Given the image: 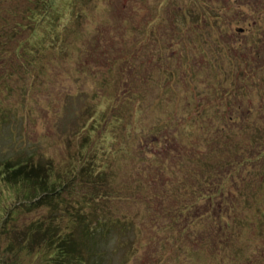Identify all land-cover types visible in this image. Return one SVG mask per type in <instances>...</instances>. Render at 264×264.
I'll list each match as a JSON object with an SVG mask.
<instances>
[{"label":"rangeland","instance_id":"rangeland-1","mask_svg":"<svg viewBox=\"0 0 264 264\" xmlns=\"http://www.w3.org/2000/svg\"><path fill=\"white\" fill-rule=\"evenodd\" d=\"M36 1L0 0V35L18 31L0 46L9 72L0 77V162L37 155L54 170H81V153L91 156L75 154L84 138L75 134L77 127L92 111L94 118L115 106L123 121L96 135L91 162L95 172L110 176L94 178L108 195L96 209L103 222L88 233L77 224L75 232L77 247L97 252L91 264H264V159L245 169L241 179L248 183L234 191L241 184L237 148L254 134L251 117L264 126V0H200L231 4L214 22L223 27L218 39L196 27L178 31L188 18L181 13L202 15L204 4L193 0H53L48 8L51 0ZM4 66L0 62V71ZM190 67L195 73H187ZM120 86L127 88L126 102L102 101L113 100ZM136 128L145 134H135ZM189 143L194 148H185ZM138 170L154 180H139ZM5 182L0 180V264H32L28 244L20 243L33 226L52 218L50 209L36 210ZM167 182L178 190L164 194ZM220 188L207 210L202 197ZM81 194L63 195L62 202L70 203L63 205L65 214H77ZM83 213L95 222L92 207ZM124 219L132 231L123 228Z\"/></svg>","mask_w":264,"mask_h":264},{"label":"trees","instance_id":"trees-1","mask_svg":"<svg viewBox=\"0 0 264 264\" xmlns=\"http://www.w3.org/2000/svg\"><path fill=\"white\" fill-rule=\"evenodd\" d=\"M36 2H39V1L37 0ZM52 2L53 0H51L48 3L49 5L47 6V8L50 5H52ZM193 2L197 4V6L198 4H201V3L204 4L202 8L200 6L202 10V15H200L201 12H197L195 14H192L193 17L190 18L189 14H184V12H187V11H184L183 13L180 14V17H186V18L188 17V18L183 23L178 25V31H181L182 34H185L189 29L196 27L195 29L203 30V33H205V35H206L205 31H207L209 33L210 38L215 37L218 39L221 31H223V27L220 26V23L215 27L214 22L216 20L219 22V19H221L220 14L224 12L225 9H227L226 6L231 7V4L226 3V6L220 7V5L216 6L214 2L205 3L204 1H200V0H195V1L193 0ZM251 4L253 6V2H251ZM245 7H247L246 4L242 2L241 7H239L238 9L243 11L245 10ZM45 12H47V10ZM251 16L257 18L255 23L259 22V25H261L260 24L261 19H258L259 17L256 16V13H253ZM242 19H244L243 16H242ZM187 22H188V26H187ZM206 23H207V27H206ZM12 32H15V33L11 37L8 35H5V36L0 35V46H5L8 43V42L4 43L5 41L15 40L14 36L17 35L18 31L15 29H12ZM178 45H180V43ZM19 47L20 46L18 47L16 46L17 49ZM200 51H202L203 53L200 52L199 54L202 53L201 55H203V57L207 58V60L211 62L208 59L211 56V54L209 53V50L207 52L205 49L201 48ZM213 53L215 55H218L221 53V50L214 49ZM2 54L4 57L7 53L6 51L0 50V62L3 63V66L5 65L0 71V77H7L9 75L8 74L9 72L6 71L8 64H4L3 62L4 58H1ZM126 69L127 68H125L124 72L126 71ZM187 73L188 74L195 73V71H192V67H190L187 70ZM247 73L248 72L246 70V75H247L246 77L250 76L249 73L248 74ZM174 74L175 72L173 71L171 80H174L176 78L177 71H176V74L175 75ZM173 85L174 83L171 84V86ZM125 90H127L126 86H123V87L120 86V88L114 92L113 100L107 101L108 100L107 96L103 100L102 99L101 100L105 102L114 103V105L116 103L123 104L124 99L126 102L127 93H125ZM261 91L262 89L260 90V92ZM87 97L89 101L93 100L92 96H87ZM101 102H98L96 104L99 106L101 105L100 108H102V106L106 104V103L102 104ZM259 102L261 105H264V98H262L261 101ZM109 108L110 106L107 108L105 112L101 114V116H96L94 118H93V111H92L90 113V118L87 119V121L85 122V125L81 129L77 127L78 129H76L75 131L76 135H84V138L82 142L80 143L79 151L76 152L75 154H79L81 153V151L82 152L84 151L86 155L91 156L89 158H86L81 153L84 159V161H81L82 163L81 170L79 169L77 170L75 165H69L67 166V169L62 170V171L58 169L54 170L52 162H48V160L45 159V157H42V156L39 157L37 155H36V158L30 156L29 158H27V160L7 159V160H3L0 162V180L3 182L6 181L5 184H7L9 189L11 190L16 189L17 195L19 196L18 199L22 198V200L29 201L32 204V206L35 205L36 210H40L42 208L48 207L50 209L49 214H51L52 218H54V219L52 218L49 219V217H46L48 222L45 219H42L40 223L38 224L41 227L33 226L35 229V232L27 231L28 233H25L26 241L20 243L21 245L28 244L29 248L27 249L25 253H28L27 256L31 260L34 261V263L32 264H91L92 262L93 263L96 262V258L98 257V254L96 251L89 252L91 253L89 255L88 252H85L79 247H77V245L74 244V242L76 238L75 232L78 228L77 224L86 233H88V232H91V228H97V226L101 225L103 222V219L100 220V212H98L96 209L98 206L105 204L106 201L104 200L108 199L107 198L108 195H106V193H103V191L101 190V187H99L98 185L99 181L97 182L96 180L94 181V178L99 177V178L108 179L110 178V176H108L107 173L101 174L99 172H95L93 170V165L91 162L94 161V159H96V155L93 156V149L97 147L96 135H98L99 133L102 134L104 131L103 128H106V131L109 132V130L113 129L114 124L122 123L123 121L121 118L123 114L120 111L115 110V106L112 107V109H109ZM262 110L263 109L260 106L259 112ZM82 113H85L87 115L89 112L83 111ZM251 118L255 119L254 123L250 125V126H253V129L251 131L254 134L251 138L247 140V145H241L237 148V157L240 159V162L237 159V170H236L237 184L241 183L240 186L237 185L238 188L234 190L237 192H239V190L242 188L241 185H245L248 183V179L246 178L241 179L243 175L249 172L245 169L254 170L255 168H258V166L260 165L259 164L260 161L264 159V150H262V148L264 149V126L261 124H258L259 122L256 120V119H259L260 117L258 118L254 116ZM202 120L203 119H201L198 122V124L201 126V131L205 132L204 130L205 124L203 123ZM242 122H243L242 116L239 117V115H237V123H242ZM132 128H135V127H132ZM213 128H217V127H213ZM134 130H135V134L138 131L141 132L142 135L145 134L144 129L142 128H136ZM82 132L84 133L82 134ZM104 134H106L105 131H104ZM212 142H214L212 138L206 141L204 140L203 142L200 141L199 142L200 144L199 145L197 144L196 146V151H200L202 149L203 144L208 145V144H211ZM187 147L194 148V144L189 143L185 148ZM246 154L248 155L250 154V155L247 156ZM234 168L236 169V166H234ZM138 172L140 173L142 171L138 170ZM77 173L79 175H77ZM234 173L235 171H233L231 177L234 176ZM140 174L142 175V177H140L139 180H145V182L148 185L150 184V182L154 180L153 178H148V176H146V175H149L148 171H146V175H143L142 173ZM100 175L102 177H100ZM76 176H78L77 180H76ZM89 179H90V188L87 187V182ZM235 181L236 180H234V182ZM230 183L233 184L232 182H228L227 184H230ZM163 189H164V194H167V192L168 194H170L171 192H175V190H178V189L173 188L171 184H168V182L164 185ZM222 189H224V187H222ZM222 189L220 188L216 190V192H214V195L207 196L205 194L204 197H202L203 199L202 201L204 202L203 204L207 207V210H208V206L213 205V201L218 200V195L220 196L222 195V194H219V193H223ZM165 190L167 192H165ZM79 193L83 194V195L81 194L82 196L80 197L81 202L79 205V211L77 212V214H65L66 210H62L63 205L66 204L65 206L67 209V206H69L70 203H67L65 201L62 202L61 199L63 195H67L68 197L71 198L73 194L78 196ZM177 193L179 194V192ZM92 196H98V197H92ZM159 198L161 201H164L165 199H167V196L161 195V197ZM90 207H92L97 213V215L95 216L94 223H91L90 214L83 213L84 210L90 209ZM166 212H170V211L167 210ZM174 212L177 213L178 215H182L183 213V211L181 210H177V211L174 210ZM9 216L12 219L11 213H9ZM63 216H68L66 218L67 221L64 224L62 223L63 219H61ZM86 218H88L89 220H87ZM57 220L61 221V225H59V223L54 225V222H56ZM124 220L122 221V223L126 221ZM42 227H44V230H42L41 232L40 229H42ZM132 227H134V225L127 223V221H126V225L123 223V228L125 229H130V228L133 229ZM66 228L68 229V231L67 232L63 231V230H66ZM38 233L40 234L38 235ZM18 236H23V235H18ZM234 237H235V233L232 235L231 238L233 239ZM88 256H91L90 259L88 258ZM1 264H5V263L1 262Z\"/></svg>","mask_w":264,"mask_h":264}]
</instances>
